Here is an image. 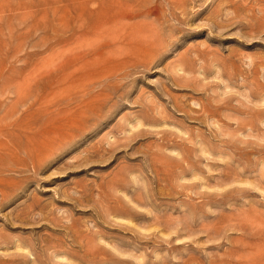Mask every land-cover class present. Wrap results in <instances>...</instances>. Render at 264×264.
I'll return each instance as SVG.
<instances>
[{"label": "rangeland", "instance_id": "374dc122", "mask_svg": "<svg viewBox=\"0 0 264 264\" xmlns=\"http://www.w3.org/2000/svg\"><path fill=\"white\" fill-rule=\"evenodd\" d=\"M0 264H264V0H0Z\"/></svg>", "mask_w": 264, "mask_h": 264}, {"label": "bare ground", "instance_id": "6f19581e", "mask_svg": "<svg viewBox=\"0 0 264 264\" xmlns=\"http://www.w3.org/2000/svg\"><path fill=\"white\" fill-rule=\"evenodd\" d=\"M122 15V14H121ZM113 40V39H112ZM114 41H115V39H114ZM103 54V53H102ZM103 57V56H102ZM97 59V58H96ZM88 102V101H87ZM65 109V108H64ZM62 110V109H61ZM84 115V114H83ZM68 118V117H67ZM69 120V119H68ZM26 250V249H25Z\"/></svg>", "mask_w": 264, "mask_h": 264}]
</instances>
